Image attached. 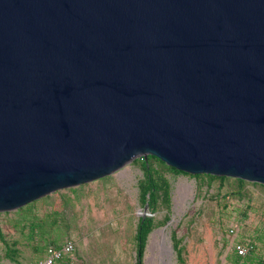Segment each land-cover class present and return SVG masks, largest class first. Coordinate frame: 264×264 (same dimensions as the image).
I'll return each instance as SVG.
<instances>
[{"label": "water", "instance_id": "1", "mask_svg": "<svg viewBox=\"0 0 264 264\" xmlns=\"http://www.w3.org/2000/svg\"><path fill=\"white\" fill-rule=\"evenodd\" d=\"M148 155L264 185V0H0V213Z\"/></svg>", "mask_w": 264, "mask_h": 264}, {"label": "rangeland", "instance_id": "2", "mask_svg": "<svg viewBox=\"0 0 264 264\" xmlns=\"http://www.w3.org/2000/svg\"><path fill=\"white\" fill-rule=\"evenodd\" d=\"M163 173L170 185V205H162L155 217L161 220L168 214L170 219L149 233L144 264H176L173 234L180 240L185 264H233L229 256L234 248L253 240L264 264L261 184ZM142 178L140 164L131 161L108 176L0 213V232L15 250L6 255L0 238V264H30L38 255L33 245L50 237L58 243L75 241L68 264H134L137 221L140 214H149L140 199ZM33 223L41 227L31 234Z\"/></svg>", "mask_w": 264, "mask_h": 264}, {"label": "trees", "instance_id": "3", "mask_svg": "<svg viewBox=\"0 0 264 264\" xmlns=\"http://www.w3.org/2000/svg\"><path fill=\"white\" fill-rule=\"evenodd\" d=\"M134 162L139 163L143 171V178L139 181V193H140L141 203L147 207V211L149 213L144 216H140L138 218L135 234H134V241H135L134 264H144L143 258H144L145 247L147 244V238L149 233L156 226L164 224L170 219V215L168 214H166L161 220H158L155 217V213L162 205L166 206L167 208L170 205V185L168 179L165 177L163 172L169 170L175 174L191 175L196 179L207 177L210 180L218 179L220 182H223L224 180L229 178L213 176L209 174H195V175L188 174L179 171L173 167L167 166L164 162H162L157 157L152 155H148L146 158L144 157L138 158L134 160ZM235 180L240 185L245 183V181L241 179H235ZM260 186L264 187V185H260ZM40 227L41 226L39 224L33 223L30 228L31 234L37 228L40 229ZM30 237H33V235H31ZM0 238L3 240V243L6 246L5 248L6 255L12 256V254L15 253V250L12 247H10L6 241H4L3 234L1 232H0ZM46 240L47 241L44 242L43 244L33 245V250L38 254L35 260L39 259L42 256L45 248L48 245L58 246L59 244H61L58 243L55 237L46 238ZM179 243L180 240L177 239L173 234L172 247L176 254V264H185L183 249L179 245ZM240 246L247 247L248 251L245 255H239L236 249L234 248L233 253L229 256V259L233 264H262L261 258L256 255V244L254 240L250 241L248 245L240 244ZM64 261L66 263L68 262L66 257L61 259L58 264H62Z\"/></svg>", "mask_w": 264, "mask_h": 264}, {"label": "built area", "instance_id": "4", "mask_svg": "<svg viewBox=\"0 0 264 264\" xmlns=\"http://www.w3.org/2000/svg\"><path fill=\"white\" fill-rule=\"evenodd\" d=\"M75 248V241L72 238L65 239L58 246L48 245L42 256L30 264H58L61 259L71 254ZM239 255H245L248 251L245 246L235 247Z\"/></svg>", "mask_w": 264, "mask_h": 264}]
</instances>
